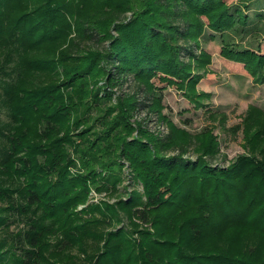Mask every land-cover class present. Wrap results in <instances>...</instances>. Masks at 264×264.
I'll return each instance as SVG.
<instances>
[{
    "label": "trees",
    "instance_id": "obj_1",
    "mask_svg": "<svg viewBox=\"0 0 264 264\" xmlns=\"http://www.w3.org/2000/svg\"><path fill=\"white\" fill-rule=\"evenodd\" d=\"M248 1L0 0V264L41 263L37 208L67 228L61 247L101 237L90 229L100 223L94 212L116 219L121 209L155 227L137 229L136 245L123 228L108 232L95 264H264V159L213 166L209 131L197 136L196 157L183 158L189 133L169 123L158 135L132 121L139 108L165 118L153 80L201 103L188 88L210 60L197 53L202 36L218 35L220 55L264 82L255 40L264 24L254 22L264 12H245ZM125 81L132 91L113 99ZM124 161L141 190L76 210L91 190L121 192Z\"/></svg>",
    "mask_w": 264,
    "mask_h": 264
},
{
    "label": "rangeland",
    "instance_id": "obj_2",
    "mask_svg": "<svg viewBox=\"0 0 264 264\" xmlns=\"http://www.w3.org/2000/svg\"><path fill=\"white\" fill-rule=\"evenodd\" d=\"M228 4H240L241 0H225ZM261 5L253 4L255 0H249V8L245 12L253 15L257 12H264V0H256ZM254 22L263 27L264 20L254 19ZM207 34V33H206ZM256 44H261L264 52V30L256 37ZM199 50H204L210 54V60L206 65L204 77L194 83L188 92L203 93L200 97L201 103L191 102L180 89L173 85H165L153 80L157 87L162 90L161 114L164 119H157L156 114L147 109L139 108L133 113V120H141L152 132L163 135L169 130V123L179 128L186 134L191 135V144L183 154V158L194 159L196 154L192 151L194 143L197 144V136L204 131H209L217 145L218 153L209 161L218 166H228L239 156H253L257 159H264V82H256L241 64L228 61L220 55V41L218 35L214 40H208L202 36L198 38ZM131 81H125L122 85L112 88L113 99L122 92L132 91ZM138 99L143 97L138 95ZM4 117V116H3ZM239 124L240 128L236 133L229 129ZM177 151L170 152L176 154ZM261 153L263 155H261ZM127 162L124 161L122 181L119 191L123 192H99L91 190L85 204H79L76 210L81 209L86 204L103 206V203L115 204L119 199H126L127 193L136 189L141 190V185L134 184L131 179ZM3 176L0 175V179ZM126 188V193H124ZM126 195V196H125ZM117 218L109 217L94 212L92 218H97L100 223L91 226V230L101 237L81 236L79 241L70 247H61L59 243L67 237V228L57 225L52 220L43 217L42 209H35V217L40 225L45 229L42 233L39 247L41 255L40 264H95L98 255L102 251L106 234L110 231H118L123 228L133 245L144 241L139 237L140 229L153 233L155 227L151 223L144 224L140 220L130 217L127 211L116 209ZM80 221L90 216L89 213L78 215ZM77 222V223H80ZM106 221V222H104ZM104 222V223H103ZM74 224H76L74 222ZM52 225V226H50ZM15 225L11 226L14 229ZM24 228L23 223L19 224V229ZM122 229V230H123ZM147 243L148 240L146 241ZM163 259L168 256L165 249H154ZM101 260L97 261L100 264Z\"/></svg>",
    "mask_w": 264,
    "mask_h": 264
}]
</instances>
